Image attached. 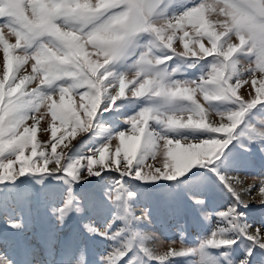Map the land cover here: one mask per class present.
<instances>
[{
	"label": "snow or ice",
	"instance_id": "1",
	"mask_svg": "<svg viewBox=\"0 0 264 264\" xmlns=\"http://www.w3.org/2000/svg\"><path fill=\"white\" fill-rule=\"evenodd\" d=\"M0 50V264H264L229 175L264 155V0H0ZM189 213L198 241L148 246Z\"/></svg>",
	"mask_w": 264,
	"mask_h": 264
},
{
	"label": "rangeland",
	"instance_id": "2",
	"mask_svg": "<svg viewBox=\"0 0 264 264\" xmlns=\"http://www.w3.org/2000/svg\"><path fill=\"white\" fill-rule=\"evenodd\" d=\"M10 40L14 39L12 37H8ZM2 50H0V71H2ZM243 67H247V62H242ZM30 71V66H29ZM75 102V101H74ZM136 109L135 107H128L127 114L131 115ZM105 116L107 114H104ZM257 120L264 119V116L257 115L255 117ZM211 119V117H210ZM124 118L121 117L116 121L104 120L103 118H98L96 123L97 131L100 134L98 140L101 141V133L106 136L109 129L112 131L119 130V126L123 124ZM102 121L104 128H98V124ZM43 124V121L40 122ZM115 125V126H113ZM95 136V132H89L85 134L83 140H87L90 135ZM114 135V133H113ZM38 140H42L40 135L39 125H38ZM95 142L97 143L96 139ZM83 143V141H82ZM231 146V145H230ZM79 147V146H78ZM83 147H89L87 144L83 145ZM91 147V146H90ZM111 149L114 151L115 144H110ZM79 150V149H78ZM81 150H83L81 148ZM148 163H153L152 160H149ZM239 172L229 173L230 176L237 177L240 181V185L243 188H248L249 185H256L255 191L251 193V195L244 194L243 198L249 201V205L246 209H243L244 215L247 219V222L252 224L253 227H257L260 222H264V205H258L259 198V184L262 179H264V155L260 154L258 151L248 158V162L246 165L237 169ZM160 183V182H157ZM165 184L169 182H164ZM175 183V182H171ZM113 187H116L114 184ZM256 197V199H253ZM229 194L226 190L223 189L222 186H219L214 189L213 199L217 205L223 206L225 202L229 200ZM159 194L155 189H150L147 194V198H142L139 201V205H136L137 209L140 206H147L148 204H152L155 206L158 203ZM137 215H139V211L137 210ZM208 225V221L205 220L202 216H197L194 213H189L187 216L176 218L170 217L166 220H156L151 224H146L141 230L150 237L148 242V246L151 248H155L159 252H164L168 249L169 246L179 250L181 245L188 244L191 245L194 241H198L202 235L205 234L203 229ZM72 225H69V229H71ZM3 225H0V234L3 233ZM183 259V258H180ZM185 264H188L185 261Z\"/></svg>",
	"mask_w": 264,
	"mask_h": 264
},
{
	"label": "crops",
	"instance_id": "3",
	"mask_svg": "<svg viewBox=\"0 0 264 264\" xmlns=\"http://www.w3.org/2000/svg\"><path fill=\"white\" fill-rule=\"evenodd\" d=\"M104 128V125L102 124V121L98 124V128ZM115 130H117V129H115ZM90 132H95V136H93L92 134L88 137V139L87 140H89V143L87 144L89 147L91 146H93V142H95V139H96V141H97V143H99V142H101L100 140H98V138H99V136H100V134L98 133V131H97V127L95 126L94 127V129H92V130H90ZM96 143V142H95Z\"/></svg>",
	"mask_w": 264,
	"mask_h": 264
},
{
	"label": "trees",
	"instance_id": "4",
	"mask_svg": "<svg viewBox=\"0 0 264 264\" xmlns=\"http://www.w3.org/2000/svg\"><path fill=\"white\" fill-rule=\"evenodd\" d=\"M105 138V136L101 133V140H103Z\"/></svg>",
	"mask_w": 264,
	"mask_h": 264
}]
</instances>
